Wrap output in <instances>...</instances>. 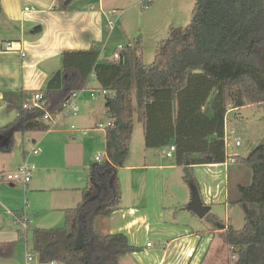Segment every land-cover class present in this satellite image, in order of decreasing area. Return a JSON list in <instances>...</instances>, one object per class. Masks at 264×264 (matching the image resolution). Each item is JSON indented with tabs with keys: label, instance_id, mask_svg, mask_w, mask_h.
<instances>
[{
	"label": "trees",
	"instance_id": "obj_1",
	"mask_svg": "<svg viewBox=\"0 0 264 264\" xmlns=\"http://www.w3.org/2000/svg\"><path fill=\"white\" fill-rule=\"evenodd\" d=\"M194 1L190 25L169 30L151 65L144 62L141 39L133 47L117 49L119 60L101 59L99 45L66 51L61 55L62 88L40 92L45 109H25L22 95L17 118L0 129V153L8 154L16 146L17 134L47 132L45 114L60 115L72 94L86 90L93 77L108 93L105 109L112 125L105 130V160L90 168L82 201L65 210L63 228L33 230L31 252L39 262L119 264L137 251L125 235L104 236L96 228L98 219L121 209L118 172L130 154L135 112L145 146L173 144L184 183L200 195L194 167L227 162L229 108L264 104V0ZM72 2L57 0L53 10L66 12ZM33 32L40 34L42 27ZM235 159L236 165L249 169L251 183L236 186V195L230 192L226 206L241 208L244 226L235 229L230 221L226 226L213 214L204 219L214 231L225 226L223 240L236 257L230 264H264V143L247 158ZM26 237L21 232L20 240L0 243V259L12 258Z\"/></svg>",
	"mask_w": 264,
	"mask_h": 264
},
{
	"label": "crops",
	"instance_id": "obj_2",
	"mask_svg": "<svg viewBox=\"0 0 264 264\" xmlns=\"http://www.w3.org/2000/svg\"><path fill=\"white\" fill-rule=\"evenodd\" d=\"M56 1L0 0V129L17 118L16 106L22 101V95L25 104L30 102L35 92L47 90L48 82L62 69V53L87 51L96 45L102 47L103 53L112 41L113 34L107 29L102 0H93L98 7L73 0L66 12L53 10ZM153 2H156L153 13L158 12L156 19L160 27L169 30L173 28L172 22L178 23L180 10L185 5L176 1L173 5L165 2L162 7L159 0ZM37 26L42 27L40 34L33 32ZM119 30L126 37L124 24H120ZM7 44H11V47H7ZM100 58L106 59L102 54ZM259 105H246L242 108L231 106L225 121V135H232L231 139H235L234 135L243 131L244 111ZM91 115L94 116V113L87 110L82 118L89 119ZM70 117H57L55 126L50 125L47 132L31 133L24 137L20 135L19 151L14 148L11 153H0V173L16 171L28 156L35 166L28 183L0 181V243L20 240L21 232L28 237V232L22 231L15 218L30 219V226L33 216H41L39 211L44 215L41 219L48 217L47 213L51 212L57 215L51 219L58 220L56 225L40 229L63 228L65 210L75 208L82 201V191L88 186L90 168L105 160L104 155L101 162L95 158V164L79 162L78 153L86 149V146L77 144L75 138L67 143L65 133L71 132L66 129ZM98 124L95 122L93 126ZM96 132L100 133L98 135L103 134L100 141L106 151V131ZM134 133L135 126L130 154L118 172L122 189L121 209L96 222L97 231L101 235L123 234L129 244L137 249L124 256L119 264H205L218 241L216 255L231 251L222 236L225 226L220 225L214 231L212 225L189 209L193 189L183 186L186 185L183 170L175 164V151L171 156L167 155L174 145L159 149L147 148L143 130V144L134 150ZM73 134L76 137L88 136ZM236 139L241 141L238 137ZM95 140L92 137L85 143L92 145L91 142ZM33 150H37L38 154L34 155ZM70 151L74 160L69 159ZM231 155L241 157L238 153ZM76 159V166L82 168L80 174L78 171L73 173L70 168ZM194 175L200 185L199 200L209 208L208 214L217 216L226 226L229 221L233 225L229 217L233 208L228 209L226 206L232 192V176L235 186L248 182L251 180L249 169L229 163L196 165ZM233 194L235 196L236 192ZM37 195L44 197L42 207H34L30 203ZM219 210L223 211L225 219L220 217ZM27 237L25 246L19 244L13 257L0 259V264H44L29 249ZM24 251L25 257L19 260V254Z\"/></svg>",
	"mask_w": 264,
	"mask_h": 264
},
{
	"label": "rangeland",
	"instance_id": "obj_3",
	"mask_svg": "<svg viewBox=\"0 0 264 264\" xmlns=\"http://www.w3.org/2000/svg\"><path fill=\"white\" fill-rule=\"evenodd\" d=\"M81 2H85L86 4L95 5L98 7V4L95 3L93 0H78ZM91 1V2H90ZM176 1L180 2L181 4L185 5L180 10L179 13V19L178 23H173L171 27H182L186 28L190 25L192 21V11L195 5L194 0H159V3H162V7L165 6V2H168L169 5H173L176 3ZM102 9L105 11L106 16L108 17V13L110 11H116L117 15L119 17V22L116 24L114 30H112L113 38L108 46V48L103 51L102 55L104 58L111 60L114 57V51L117 50L119 47H127V46H134V43L137 39H141L142 49H143V59L147 66L151 65L154 62L155 55L157 48L159 44L167 39L169 29L167 28H161L160 22L156 19L158 16V12L153 13L156 2H153L150 4V10H144L143 8V0H102ZM153 13V14H152ZM156 15V16H155ZM120 24H124L125 31H126V37L122 34V32L119 30ZM93 96L94 98H91ZM78 108H79V115L77 117L71 116L69 118V121L67 122V128L69 131H71V126H74L78 129H89V131L93 130L95 126L93 124L95 122H98L99 124H102L104 127L108 124L107 116L105 115V94L102 90H100V84L96 81V79H93L90 81L88 87L84 92L79 93V97L76 102ZM89 110L94 113V116H90L89 119H84L82 116L84 115L85 111ZM245 117V124L242 125L243 131H239L234 135L235 139H231L228 141V151L230 154L238 153L241 155V157L246 158L249 154L248 152L253 150L255 147H257L259 144L264 143V105L258 106V107H251L244 111L243 113ZM98 124V125H99ZM135 133H134V139H133V146L134 150L138 146H142L143 144V126L137 121V115L135 112ZM91 131L88 133L87 137L82 136H75L73 133L68 132L65 133V138L67 143H69L73 138H75L76 143L79 145L86 146V149H82L81 152L78 153L77 159L80 161H84V163H92L95 164V158L99 155L104 156L105 155V145L102 146V143L100 141V136L98 135L100 133ZM104 131V130H103ZM103 133V132H102ZM94 137L96 139L94 142L92 141V145L85 143L86 141L89 142V139ZM241 139L242 146L236 147L235 142L236 138ZM99 139V140H98ZM75 143V145H77ZM99 143V145H98ZM88 144V145H87ZM21 147V136L18 134L17 136V143L15 147V151H19V148ZM81 150V148H80ZM136 152V151H135ZM134 153H132L133 155ZM69 159L74 160V156H72L71 151L68 154ZM133 158V157H132ZM77 159L74 162V165H71V171L74 173L78 171L77 173L80 174L82 172V168L77 165ZM88 175V173H87ZM233 176L230 186V191L233 193L236 192V186L233 182ZM251 183V180H248V182H245L244 185H249ZM185 188H190L189 185H183ZM43 196L37 195L35 197V200H30V203H33L34 207H42ZM32 205V204H31ZM36 209V208H35ZM31 210V208H30ZM38 210V209H37ZM220 211V210H219ZM220 217L222 216L223 219H225V214L223 211H220ZM41 216H33L32 224L28 227V237L27 242L29 245V249H32V232L34 229L37 228H48L52 227V225H56L57 219H51L56 218V213H47L48 217H45L44 219H41L44 215L39 211ZM232 221L233 225L237 229H241L244 225V214L243 211L239 206H234L232 213L229 216ZM63 225L62 227H64ZM22 246H25V242L21 243ZM216 244H219V241L216 242ZM214 244L212 251L210 252L205 264H230L234 261L232 258V253L230 250H226L223 253H217L216 255V249L217 245ZM25 257V251L21 254H19V260H21L22 257ZM215 258V260H214Z\"/></svg>",
	"mask_w": 264,
	"mask_h": 264
},
{
	"label": "built area",
	"instance_id": "obj_4",
	"mask_svg": "<svg viewBox=\"0 0 264 264\" xmlns=\"http://www.w3.org/2000/svg\"><path fill=\"white\" fill-rule=\"evenodd\" d=\"M152 0H143V8L144 10H149L150 4ZM26 10H29V8H26ZM107 17V29L108 30H113L116 26V24L119 22V17L117 15L116 11H110L108 13ZM7 47H11V44H7ZM122 47H119L118 49H121ZM114 60H119L120 59V54L119 53H114ZM80 92L73 93L70 99L66 102L64 105V110L63 112L56 116L52 117L50 114L46 113L44 116V121L48 122L49 125L55 126L57 117H61L63 115L67 116H77L79 113V108L76 104L77 99L79 97ZM105 94V97H107L108 93L103 92ZM25 109H30V108H39V109H45L46 107V102L42 100V95L40 93H35L32 95L31 100L29 103H25L23 106ZM112 124L108 122L107 126H103L102 124L97 125L93 131H105L107 127L111 126ZM71 131L76 134H81L83 136H86L89 132V130H82L75 128L74 126H71ZM232 138V135H225V142L226 146L228 148V141H230ZM242 143L240 141L235 142L236 147H240ZM175 151V146H171L170 152L167 154L168 156H171V153ZM33 154L37 155L38 151L33 150ZM102 156L99 155L96 157V161L101 162ZM229 164H235L236 159L234 156H232L230 153L228 154L227 162ZM35 169V166L29 161V156L25 158L23 164L14 172L11 173H4L3 175H0V181H7V182H23V183H28L31 180L33 170ZM17 223L21 226L22 231L26 232L29 224L31 223V220L28 218H15ZM232 258L235 260L236 257L232 256Z\"/></svg>",
	"mask_w": 264,
	"mask_h": 264
},
{
	"label": "water",
	"instance_id": "obj_5",
	"mask_svg": "<svg viewBox=\"0 0 264 264\" xmlns=\"http://www.w3.org/2000/svg\"><path fill=\"white\" fill-rule=\"evenodd\" d=\"M72 1V0H67ZM62 71H58L53 78L48 82L47 84V90L48 91H58L62 88ZM193 189V198L192 203L189 207L190 210L195 212L200 218H205L209 212V208L206 206H203L199 200V194L196 192L194 188Z\"/></svg>",
	"mask_w": 264,
	"mask_h": 264
}]
</instances>
